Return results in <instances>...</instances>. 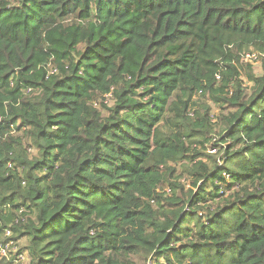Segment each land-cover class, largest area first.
I'll list each match as a JSON object with an SVG mask.
<instances>
[{"label":"trees","instance_id":"trees-1","mask_svg":"<svg viewBox=\"0 0 264 264\" xmlns=\"http://www.w3.org/2000/svg\"><path fill=\"white\" fill-rule=\"evenodd\" d=\"M21 238L30 264H264V0H0Z\"/></svg>","mask_w":264,"mask_h":264},{"label":"built area","instance_id":"built-area-1","mask_svg":"<svg viewBox=\"0 0 264 264\" xmlns=\"http://www.w3.org/2000/svg\"><path fill=\"white\" fill-rule=\"evenodd\" d=\"M246 58L257 59L258 55L255 52L247 53ZM57 71H58V69L55 66H53V65L49 66V73L50 74L56 73ZM31 90H32V88L29 87L26 89V92H30ZM107 97H109V95H107ZM212 151H218V148H216ZM5 234H6V236H11L12 235L11 229L7 228L5 230ZM10 250H12L13 253L16 255L15 257H16L17 261H20L21 259L24 258L23 254L19 253V250L17 249V240L9 239L7 242H4V243L1 242L0 243V256L1 257L9 256Z\"/></svg>","mask_w":264,"mask_h":264},{"label":"rangeland","instance_id":"rangeland-1","mask_svg":"<svg viewBox=\"0 0 264 264\" xmlns=\"http://www.w3.org/2000/svg\"><path fill=\"white\" fill-rule=\"evenodd\" d=\"M13 1L17 2V0H13ZM251 49L253 50V48H251ZM246 60H247V58H246ZM248 60H250V59H248ZM252 63L255 66L256 72L257 73L258 72L261 73V62H260V60H254ZM196 96L199 97L200 94H198ZM202 99L204 100V98H202ZM107 102H108V104L109 103L111 104V100L110 99H108ZM219 111H220V108L213 104V114L217 113ZM214 118H216L215 115H214ZM26 246H27V239L21 238V239L17 240V249L19 250V253L23 254L24 258L21 259L20 261H17V259L15 257L14 260H13L15 262L14 264H16V263L17 264H30V259H29L28 252L26 251Z\"/></svg>","mask_w":264,"mask_h":264}]
</instances>
